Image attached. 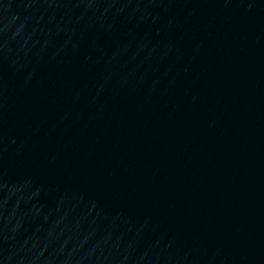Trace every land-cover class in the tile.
I'll use <instances>...</instances> for the list:
<instances>
[{"label": "water", "instance_id": "1", "mask_svg": "<svg viewBox=\"0 0 264 264\" xmlns=\"http://www.w3.org/2000/svg\"><path fill=\"white\" fill-rule=\"evenodd\" d=\"M0 264H264V0H0Z\"/></svg>", "mask_w": 264, "mask_h": 264}]
</instances>
